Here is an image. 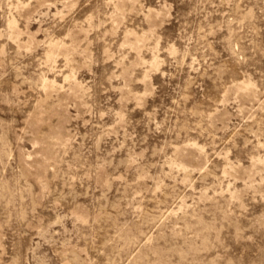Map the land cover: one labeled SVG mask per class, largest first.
<instances>
[{
    "label": "rangeland",
    "instance_id": "obj_1",
    "mask_svg": "<svg viewBox=\"0 0 264 264\" xmlns=\"http://www.w3.org/2000/svg\"><path fill=\"white\" fill-rule=\"evenodd\" d=\"M0 264H264V0H0Z\"/></svg>",
    "mask_w": 264,
    "mask_h": 264
}]
</instances>
